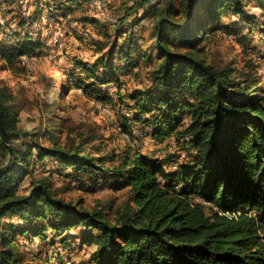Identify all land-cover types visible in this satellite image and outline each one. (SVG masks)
Returning <instances> with one entry per match:
<instances>
[{
    "label": "trees",
    "instance_id": "16d2710c",
    "mask_svg": "<svg viewBox=\"0 0 264 264\" xmlns=\"http://www.w3.org/2000/svg\"><path fill=\"white\" fill-rule=\"evenodd\" d=\"M20 1L34 9L25 8L15 29L10 23L17 15L0 22L1 67L23 70L26 58L50 48L29 30L45 8L54 22L76 24L69 32L78 40L91 24L94 33L88 35L97 55L92 61L74 57L64 73L68 82L104 103L115 94L132 110L133 122L124 120L120 128L155 140L174 135L175 149L163 157L139 146L104 152L111 141L97 124L74 130L63 141L50 125L32 133L35 140L24 139L28 134L19 127L15 95L0 80V264H56L58 252L35 248L25 253L29 246L19 238L45 239V230L52 229L51 235L70 247L77 235L70 233L73 227L79 228L81 245H95L87 264H264V75L259 63L264 61V19L259 20L264 0H128L118 5L112 20L88 12L105 0H0V5L13 13ZM250 6L258 7L260 16ZM150 15L148 29L143 21ZM253 25L259 41L249 37ZM220 30L233 35L235 52L222 65L204 55L205 42ZM259 43L263 52L256 51ZM142 63L150 64L145 82L128 89L121 76L134 68L139 72ZM45 136L49 144L38 143ZM180 151L186 159L177 164ZM45 157L71 168L78 179L128 187L123 205L110 218L103 208H85L60 196L49 177L30 178L20 187L32 172V160ZM5 216L21 222L2 221ZM55 242L52 237L50 245Z\"/></svg>",
    "mask_w": 264,
    "mask_h": 264
},
{
    "label": "rangeland",
    "instance_id": "374dc122",
    "mask_svg": "<svg viewBox=\"0 0 264 264\" xmlns=\"http://www.w3.org/2000/svg\"><path fill=\"white\" fill-rule=\"evenodd\" d=\"M124 1L128 0H105L103 5L92 4L96 8L92 7L88 12L95 14L101 20H112L115 17V9ZM30 6L28 2L20 1L17 8L11 13L5 5H0L2 7V9L0 8V22L5 23L11 20L12 15H17L10 23V26L15 29L19 18L25 13V8L29 7V13L34 9V6ZM39 7H41V2ZM248 10L254 11L258 15L261 11L254 6L248 7ZM141 11L142 9L139 10V13ZM199 11L202 13L203 7ZM45 12L46 8L43 9L41 20L29 26V30H33V35L36 37L41 36L42 39H45L46 44L51 45L49 46L50 48L45 50L44 54L38 58L35 56L26 58V65L23 70L10 71L0 66V80L11 88L19 105V127L28 134L26 137L24 136V139L35 140L36 136L32 135V133H40L44 125H50L51 131L59 136L60 141H63L69 134L73 137L74 130L86 128L89 124H97L102 135L109 138L107 142L111 141L104 152L117 147L139 146L144 153L163 157L166 151L175 149L173 143L174 135H168L163 140H155L151 136L142 134L134 129L131 130L132 136H130L128 132L120 128L124 120L133 122V119H131L132 110L124 104L121 105L120 99L116 98L115 94L112 95L111 101L104 103L92 95L85 94L80 87L68 82L64 73L66 69L71 68L73 65L72 59L74 57L80 56L92 61L97 55L96 51L91 47L92 42H90L88 35L93 29H91V24H87L88 29L83 31L87 35L84 34L83 41L78 40L74 34L69 32L71 27L76 24L67 22L65 19H60V22L56 23L54 19H49L47 15H44ZM79 13L80 11H77L75 15H79ZM151 19H153V15L148 16L143 21L148 29V20L151 21ZM263 19L260 18L259 20L262 21ZM221 21L227 22L228 17L223 16ZM80 26L81 24H79ZM248 28V24L245 25V33ZM7 29L8 27L5 30ZM148 29L145 28L146 31ZM81 30L82 28H80ZM2 36L3 33L0 31V38ZM232 37V34H228L223 30L211 36L204 44L205 58L208 61L218 62L219 65H222L223 62H228L235 55V52L231 50V47H233ZM249 37L259 41L261 36L257 33L255 25H253V32ZM256 51L263 52L261 43H259ZM236 57L238 59L239 55H236ZM259 63L264 75V61L259 60ZM149 65L142 63L139 72H136L137 68H134L132 72L121 76L128 89L141 87L146 80L145 72ZM121 91V93L124 92V87L121 88ZM37 141L43 145H48L49 136L39 137ZM176 153H178V158L175 161L177 164L186 159L184 151ZM1 160L2 157L0 156V162ZM30 169L32 172L20 182V187L27 186L30 178L49 177L52 187L60 196L72 202L80 201L85 208H103L110 218L115 208L123 205L127 197L128 187L115 189L110 182L104 180L92 184V182L87 181V177L78 179L74 176V171L71 168H64L63 165H60L53 158L45 157L43 161L32 160ZM2 221L21 222L16 216L12 219L5 216ZM78 232L79 228L73 227L70 229L72 235H78ZM52 233V229H47L45 230V239L42 236L33 235L30 241L28 238L20 236V238L18 237L20 243H23L24 246H29L24 249L22 245L21 248L25 250V253L30 254L35 248L40 250L42 248L43 250L47 249L52 253L58 252L61 257L53 260L56 264L59 263V260L64 264H87L89 262L90 254L95 249L94 244L81 245L76 235L72 239L74 241L71 240L70 247H65L61 245L59 236L55 234L52 236ZM262 235L264 236V228ZM52 237L56 241L53 246L50 245Z\"/></svg>",
    "mask_w": 264,
    "mask_h": 264
},
{
    "label": "crops",
    "instance_id": "0c3cea01",
    "mask_svg": "<svg viewBox=\"0 0 264 264\" xmlns=\"http://www.w3.org/2000/svg\"><path fill=\"white\" fill-rule=\"evenodd\" d=\"M30 7H33L32 5Z\"/></svg>",
    "mask_w": 264,
    "mask_h": 264
},
{
    "label": "bare ground",
    "instance_id": "6f19581e",
    "mask_svg": "<svg viewBox=\"0 0 264 264\" xmlns=\"http://www.w3.org/2000/svg\"><path fill=\"white\" fill-rule=\"evenodd\" d=\"M58 31V30H57ZM56 34V33H55Z\"/></svg>",
    "mask_w": 264,
    "mask_h": 264
}]
</instances>
